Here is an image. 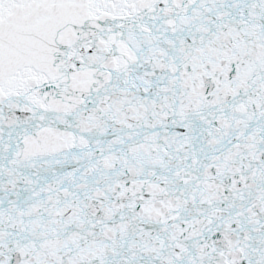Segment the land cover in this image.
Segmentation results:
<instances>
[{
  "label": "snow or ice",
  "instance_id": "1",
  "mask_svg": "<svg viewBox=\"0 0 264 264\" xmlns=\"http://www.w3.org/2000/svg\"><path fill=\"white\" fill-rule=\"evenodd\" d=\"M0 264H264V0H0Z\"/></svg>",
  "mask_w": 264,
  "mask_h": 264
}]
</instances>
